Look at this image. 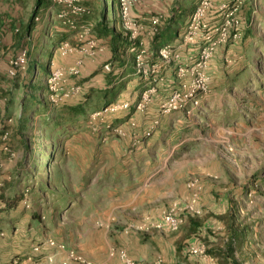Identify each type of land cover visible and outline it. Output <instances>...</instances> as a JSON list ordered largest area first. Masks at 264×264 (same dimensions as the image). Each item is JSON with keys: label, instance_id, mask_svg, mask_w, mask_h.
I'll list each match as a JSON object with an SVG mask.
<instances>
[{"label": "rangeland", "instance_id": "obj_1", "mask_svg": "<svg viewBox=\"0 0 264 264\" xmlns=\"http://www.w3.org/2000/svg\"><path fill=\"white\" fill-rule=\"evenodd\" d=\"M145 1L151 6L148 14L136 16L134 7ZM45 2L47 9L38 0H0L3 56L9 60L27 50L26 68L2 78L8 85L0 93V122L11 130L13 155L6 153L0 165V189L20 185V204L28 201L18 214L0 209V224L17 219L31 228V245L54 238L67 246L59 252L68 256L74 250L88 260L84 252L97 253V244L104 250L109 244L126 248L125 237L133 235L141 244L158 236L162 247L176 246L186 264H264V0L178 1L175 36L167 33L169 59L161 57L160 48L156 52V36L150 33L152 17L163 18L159 32L169 22L172 10L163 1L79 0L75 7L88 9L81 13L68 0ZM104 9L109 20L120 15L117 31L123 27L130 36L137 31L146 49L142 74L132 70L123 81L124 95L135 97L134 103L128 100L132 108L115 113L106 109L116 100L105 103L103 94L111 76L118 80L120 67L115 70L119 73H111L113 64L106 61L81 76L84 59L97 58L110 40L95 31ZM59 13L75 26L65 24ZM138 39L131 38L132 45ZM211 41L218 43L199 65ZM75 55L79 58L71 64L58 63ZM80 61V73L59 79L57 101L51 100L50 74L71 71ZM193 83L199 86L194 93L198 105L188 102L180 111L161 113L163 103ZM75 86L79 92L70 94ZM79 103H86V111L69 120L72 125L49 121L54 109ZM167 214L180 222L178 229L156 226ZM229 214L246 227L247 238L240 248L232 239L226 262ZM193 221L200 223L195 232ZM87 222L96 226H85ZM6 229L0 228V240ZM192 248H203L206 254L195 255ZM210 248L220 256L208 253ZM156 253L163 254L160 249ZM17 258L23 257L16 255L12 262Z\"/></svg>", "mask_w": 264, "mask_h": 264}, {"label": "crops", "instance_id": "obj_2", "mask_svg": "<svg viewBox=\"0 0 264 264\" xmlns=\"http://www.w3.org/2000/svg\"><path fill=\"white\" fill-rule=\"evenodd\" d=\"M164 2V6L165 8L168 10V12L171 11V16H169V20L172 16L178 17V14H176L173 9L178 8V1H181V5H183L182 0H160ZM151 6L149 5L148 1H145L144 3H141L140 5H137L134 7V11L133 13L136 14V16H142L145 13H147ZM185 7V5H184ZM148 14V13H147ZM168 20V17L164 20V22ZM169 23V22H168ZM162 30V29H161ZM17 31V29H16ZM174 28L170 31V34H173L174 32ZM1 33V32H0ZM1 35L4 37V34L1 33ZM168 35V34H167ZM175 36V34L172 35V37ZM2 37V41L3 38ZM169 37V36H166ZM106 42V47L104 48V50L98 54L97 58H85L83 61V68H82V77H86L88 75H90L91 72H93V70H98L102 64H104V62L109 61V64H112L114 61L113 55H114V50L113 47L111 45L110 40L109 41H105ZM155 44V43H154ZM131 47V46H130ZM152 48V47H151ZM158 51V49L156 50V52ZM19 53V52H18ZM132 51L126 50L123 53L124 57H128L129 55H131ZM134 53V52H133ZM4 50L1 48L0 49V93L3 92V89L8 85L6 83L5 80H3V74H6L9 76L8 71L9 70V62H10V58L9 60L7 56L4 57ZM122 55V53H121ZM136 55V53H135ZM3 56V57H2ZM15 57V55L13 56ZM12 57V58H13ZM51 60L54 58V51L52 54H50L49 58ZM76 55L74 57L68 58V59H64L63 61L58 60L59 64H71L73 63V61L75 60ZM79 58V56L77 57ZM76 58V59H77ZM133 66L131 67L133 71H136L137 68L135 66V61L134 64H132ZM7 66V67H6ZM2 67V69H1ZM5 68L7 69L5 71ZM7 72V73H6ZM118 72V71H115ZM120 72V70H119ZM118 72V73H119ZM129 76V74H122L119 73L118 74V80H116V85H124L123 81L125 80L126 76ZM80 76V78H81ZM100 75L97 74L93 79H97ZM110 76V75H109ZM108 77V75H107ZM92 81V79H91ZM106 82V81H105ZM107 85L105 86V88H107L104 92L110 90V84L108 83V81L106 82ZM90 86V85H89ZM128 86V85H127ZM125 91H121L118 96L116 97L115 100L120 99V98H125V100H131L134 103V98H130L128 99V95H124ZM2 107V105H0V108ZM5 112V111H4ZM151 113V112H150ZM153 114H156V112H152ZM4 115V114H3ZM8 115V114H7ZM165 116L164 118H168V115H162ZM144 116L141 115L140 118H143ZM171 118H173L174 116L171 115ZM1 120V119H0ZM167 121V120H166ZM164 121V122H166ZM148 122V121H146ZM7 155L6 153L0 152V165H3V161H4V156ZM13 188V189H11ZM20 185L18 186H9V188L7 187H3L2 189H0V195L3 194L4 198H0V209H5L6 211H4L3 213H14V214H18V210H20V208H22L21 206L23 205L24 201L22 199V205L19 202L18 206H13L10 207V205L7 203V199L12 200L14 198L15 193H19L20 191ZM105 217V216H104ZM11 222L8 223L7 221H4V223L0 224V228L2 226H6L8 229H6V233L5 232H1L2 236H5V238H3L2 240H0V264H11L12 259L16 256V255H22V257L27 256L29 253L32 252L34 245H31V236H32V232H31V228H26L25 226L22 225V223L18 222L17 219H13L11 218ZM6 223V224H5ZM5 224V225H3ZM99 224L101 225V221L99 222ZM85 226H92L95 227L96 223H94V225L90 224L89 222L84 224ZM157 233V231H156ZM122 240L124 239V237H121ZM126 240L124 243H126L124 246L126 248L123 247H113V245L115 244H109L107 245V249L104 250V248L106 247H102L100 244H97V247L101 248V249H97V253L94 252L93 254L90 253H86L84 252V256H86L87 258L92 259L93 261L96 262H101V263H105V264H124L123 263V259L121 256L120 251L124 250L126 251V253L128 254V256L130 258H132L136 263L135 264H150L153 261H156L158 258L157 257H162V259H158L157 263H161L164 262V264H170V262H174V263H178V264H186L182 263L179 260V256H177V251H176V246H172L170 245L167 247H162V245H164V243L158 239V236L154 237H150L148 242H145V244H141V241H137V239H135L132 236H128L125 237ZM123 243V242H122ZM169 243V242H168ZM117 248V249H116ZM170 248V250H169ZM160 249V251L163 252V254L160 256L156 253V251H158ZM171 251V252H170ZM44 255L46 254H52L54 253L53 249L50 248H45L43 250ZM169 253V254H168ZM44 264H75V262L71 259L68 258L67 253L64 252H58L55 256V260L53 263L47 261Z\"/></svg>", "mask_w": 264, "mask_h": 264}, {"label": "built area", "instance_id": "obj_3", "mask_svg": "<svg viewBox=\"0 0 264 264\" xmlns=\"http://www.w3.org/2000/svg\"><path fill=\"white\" fill-rule=\"evenodd\" d=\"M63 0H59V2H62ZM78 2L79 0H68L69 2V6L74 7L73 11L75 13H81V12H87L88 9H86L83 6H78L75 7L74 3ZM125 14H127V10L125 11ZM125 16V15H124ZM58 17L62 20H64L65 24H70V26L74 27L75 26V21L73 22L72 20L68 19L66 17L65 13H59ZM152 21V28H151V34L156 35L157 33H159V28L163 22V18L162 16L156 15L154 17H152L151 19ZM136 24V23H135ZM17 31L19 32V29H17ZM131 38L133 39H138V33L137 31H132L131 32ZM225 39V34H223V38H221L220 40ZM139 43H136V45H132L130 47V50L134 53H136V60H137V70L142 74V63H141V59L144 57V54L146 53V49H145V45L143 43V41H139V39L137 40ZM1 43H2V35L0 33V47H1ZM218 41L216 42H212L210 43V45L208 47H205V50L203 51V53L205 55V59L202 55V59L199 61V65H202L203 63H206L208 57H209V50L214 49L215 46L217 45ZM137 46L139 48H137ZM172 45L170 43L163 45L160 48V55L162 58L164 59H169L171 54H172ZM62 49V48H61ZM60 49V50H61ZM103 49V48H102ZM204 59V60H203ZM81 61L80 64L78 65V67H73L70 70L71 71H67V70H63V69H58L57 71H54L50 74V77L47 81V86H48V90L50 92V99L53 101H57L54 98V94L57 92V88H58V81L59 79L62 80V78L67 77L68 74H79L80 73V65H81ZM10 66H9V70H8V74L11 77H15L18 73V71L23 70L26 68V64H27V50L23 49L17 56L13 57L10 62H9ZM107 68H109L110 66L107 65ZM156 70H153V72H155ZM145 72V70H144ZM180 72V76H183L185 74L184 69L181 67L179 69ZM148 73V72H146ZM61 82V81H60ZM198 84L197 83H193L189 86L184 85V88L182 90H178L176 91L171 97L170 99H168L165 103L162 104L160 111L162 114H171L173 112L176 111H180L182 110L184 107H186L188 105V102H191L190 105L191 107L196 104L198 105L199 100L198 99H194V93L197 91L198 88ZM80 88L78 86L72 87L70 94L73 93H77L79 92ZM154 90V88L151 89H147L144 93V97L143 100L141 101V103L138 105L141 106L143 104V102L147 99V95L152 92ZM133 103L128 101V100H116L115 102H113L107 109L106 111L111 112V113H115V112H120V111H126V110H130L132 108ZM158 121H155V124H157ZM11 130L8 128H5L4 125L2 124V122H0V152L3 153H8L10 155H13V151H12V145H11ZM0 185H3V179L0 176ZM26 200V199H25ZM23 200L26 204L28 203V201ZM158 228H171L173 230L178 229L180 226V222L177 221V219H175L174 215L171 214H167L164 216L163 220L161 221V223H158L156 225ZM140 229L139 226L138 227H130L129 231H135ZM143 229V227L141 228ZM45 248H50L53 249L55 251V253L52 254H46L44 255L43 250ZM59 251H67V246L65 245V243L59 242L57 240H55L54 238L49 239L47 242H45L44 244H37L33 247V250L31 253H29L27 256L23 257L22 259H14L13 262H11V264H44L45 262L49 261L51 263L54 262L55 260V255L56 252ZM192 252L195 255H200L203 256L206 254V252L204 251L203 248H192ZM122 259H123V263L124 264H135V261L130 258L128 256V254L126 252H122ZM68 258L73 260L75 262V264H105V263H101V262H96L93 260H88L85 259L82 255L78 254L77 252H75L74 250H70L68 252Z\"/></svg>", "mask_w": 264, "mask_h": 264}, {"label": "trees", "instance_id": "obj_4", "mask_svg": "<svg viewBox=\"0 0 264 264\" xmlns=\"http://www.w3.org/2000/svg\"><path fill=\"white\" fill-rule=\"evenodd\" d=\"M46 0H38V5L41 4L40 8L43 9H47L48 8V2H45ZM38 13V11H37ZM109 12H107L105 9L103 11V13L101 14L100 20L98 21V23L95 26V31L98 33V36L100 38H110V42L111 45L113 47L114 50V62L112 63V71L111 73H113L116 70V67H120V73L126 75L129 74L132 71V64H134L135 61V53H131V55H129L128 57H124L123 53L126 50L130 49V46L132 45V41H131V36L129 35L128 31H125L124 28L122 27V29L120 31H117L115 25L117 23H121V17L120 15H114L111 17V21L109 20ZM176 21H178L175 16H172L169 20V23L166 26V29H163L162 31H160L159 33H157L155 36L156 41H155V47L156 49L161 48L163 45L168 44V41L170 40V37H166L167 33H170V31L175 28V24ZM111 24L114 25L113 27H111ZM32 26V24H31ZM30 26V27H31ZM19 29V28H18ZM20 31V29H19ZM166 32V33H165ZM175 32V29L173 31ZM122 53V55H121ZM48 63H45L43 65V68L45 69V71L50 70V65L52 63L51 61V57L50 59H48ZM118 69V70H119ZM112 75V74H111ZM115 76L114 77H110L108 83L111 85L110 86V90L104 92L103 97H104V101L105 103L107 102H111L114 101V99H116V97L118 96V94L123 90V85H116V80H115ZM40 88V86H39ZM44 89V87H41V89ZM37 89V88H35ZM33 98V97H32ZM35 99V101L39 104V105H43V106H48V103H44V102H40L38 101V97L33 98ZM41 103V104H40ZM85 106L86 103H79L77 105H63L58 109H54V114L53 117L48 118L49 121H53L56 123L57 126H61L62 122H66L68 125H72V122H70L69 120H76V118H79L80 116H84L85 114ZM55 116V119H54ZM70 122V123H68ZM74 123V122H73ZM42 154L44 156L47 157V151H43L41 150ZM0 198H4L3 194L0 195ZM5 199V198H4ZM21 200V195H19V193H15L14 198L12 200L7 199V203L10 205V207L13 206H18L19 202ZM229 217L231 218V222H230V226H229V231H231L230 235H229V244H228V248L226 249V259L225 261L228 262L227 260L230 258L231 253L233 251V245H232V239L234 238V240L236 241L235 244L236 246H238L239 248L244 244L245 239L247 238V233H246V227L242 226L241 224H238L237 222V217L234 215L229 214ZM192 223L193 226V232H195L200 223L197 221H193ZM208 253L214 255V256H220L218 255V253L216 252L215 249L210 248L208 249Z\"/></svg>", "mask_w": 264, "mask_h": 264}]
</instances>
